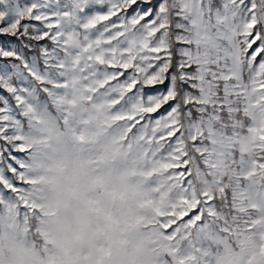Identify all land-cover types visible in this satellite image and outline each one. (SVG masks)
Instances as JSON below:
<instances>
[{
    "label": "snow or ice",
    "instance_id": "snow-or-ice-1",
    "mask_svg": "<svg viewBox=\"0 0 264 264\" xmlns=\"http://www.w3.org/2000/svg\"><path fill=\"white\" fill-rule=\"evenodd\" d=\"M0 38V203L83 82L159 153L168 264H264V0H0Z\"/></svg>",
    "mask_w": 264,
    "mask_h": 264
},
{
    "label": "rangeland",
    "instance_id": "rangeland-1",
    "mask_svg": "<svg viewBox=\"0 0 264 264\" xmlns=\"http://www.w3.org/2000/svg\"><path fill=\"white\" fill-rule=\"evenodd\" d=\"M117 111L102 90L76 82L33 116L26 130L27 211L15 201L0 203V253L5 242H19L33 256L29 264H125L117 255L135 232L144 264H168L159 224L167 175L159 153L138 127L116 119ZM61 209L53 233L49 224Z\"/></svg>",
    "mask_w": 264,
    "mask_h": 264
},
{
    "label": "clouds",
    "instance_id": "clouds-1",
    "mask_svg": "<svg viewBox=\"0 0 264 264\" xmlns=\"http://www.w3.org/2000/svg\"><path fill=\"white\" fill-rule=\"evenodd\" d=\"M53 199H56L55 194ZM64 217L63 210L57 211V216L51 218L49 229L55 233L56 229L60 226V223ZM129 243L126 249L117 255V259L123 260L125 264H144L145 255L142 251H138L136 247L137 234L135 232L130 233L128 236ZM28 246L26 244L21 245L19 242H5L3 251L0 253V257L4 260L5 264H29L33 259V256L27 251Z\"/></svg>",
    "mask_w": 264,
    "mask_h": 264
}]
</instances>
